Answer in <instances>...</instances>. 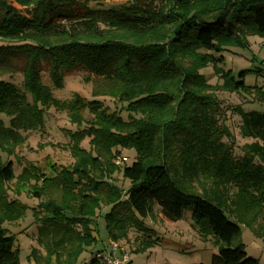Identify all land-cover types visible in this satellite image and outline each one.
<instances>
[{
	"label": "trees",
	"instance_id": "trees-1",
	"mask_svg": "<svg viewBox=\"0 0 264 264\" xmlns=\"http://www.w3.org/2000/svg\"><path fill=\"white\" fill-rule=\"evenodd\" d=\"M249 36L264 40V0H130L118 7L0 0V115L8 119L0 117V264H20L4 224L25 213L21 193L38 201L31 209L42 251L31 247L26 259L32 264H77L97 241V211L107 208V237L118 239V231L142 230L155 200L162 218L176 221L189 209L214 238L210 261L190 264H259L247 255L239 224L264 244V109L234 107L240 136L252 140L235 158L215 95L228 89L264 105V82L247 85L246 70L235 75L222 66V51L247 47ZM209 65L220 85L201 72ZM76 68L85 71L92 99L55 97L52 88H62L64 71ZM43 69L52 86L43 83ZM14 73L21 76L16 83ZM99 97L121 103L127 118ZM50 108L66 112L77 128L86 123L67 130L71 164L50 165L47 174L19 159L15 172L14 161L1 154L12 156ZM128 149L134 160L120 168L115 158L127 159L122 150ZM119 169L129 181L125 190L113 182ZM99 250L84 264H104L95 257Z\"/></svg>",
	"mask_w": 264,
	"mask_h": 264
},
{
	"label": "rangeland",
	"instance_id": "rangeland-1",
	"mask_svg": "<svg viewBox=\"0 0 264 264\" xmlns=\"http://www.w3.org/2000/svg\"><path fill=\"white\" fill-rule=\"evenodd\" d=\"M130 0H89L91 6L118 7ZM224 70H230L235 75L241 70H246L244 82L247 85H262L264 82V40L258 36L248 37L247 47L228 46L222 51ZM261 73L258 75V70ZM208 82L212 85H220L222 80L215 75L211 66L201 69ZM85 71L82 68L64 71L62 88H52L55 97L61 100H70L74 95L91 97V85L83 81ZM7 78V77H6ZM14 83L21 79L19 73H14L10 78ZM43 83L52 86L45 69L42 71ZM215 95L222 109L221 121L229 128L232 138H224L230 146L235 158L242 156V145L252 141L243 138L239 134L240 116L234 107L240 106L243 110H263L264 105L253 95L236 93L228 89H216ZM109 111L116 110L123 119L127 118L128 112L121 103L110 97L98 98ZM85 120L91 119L87 110L81 111ZM137 116V115H135ZM7 123V118L0 115ZM83 123L80 127H84ZM79 127V128H80ZM69 123L68 115L62 110L48 109L44 113L43 125L26 132V140L17 146L12 156L1 154L4 160L8 158L14 161L15 172L19 170L20 164L16 160L24 161L30 159L39 169L51 174L49 167L54 165L56 169L61 166L70 165L72 158L68 151L69 137L67 130L79 129ZM43 145L42 147L39 144ZM51 144V146H45ZM84 145L88 147L87 142ZM127 160L121 166L130 165L134 160L133 150H122ZM264 163V162H263ZM113 182L122 190L127 189L129 181L125 179L120 169L113 173ZM20 199L28 206L22 217L15 223H5L10 233L14 234L15 245L19 248L20 264H32L26 259L31 247L38 246L35 241L36 225L32 219V207L37 204L35 198L25 193L20 194ZM158 200H155L154 215L142 220V230L128 228L126 232L118 231V242L125 248L128 254L127 264H190L208 263L212 254L217 253V244L214 238L200 229L198 223L192 218L189 209H184L182 216L176 221H168L161 217ZM107 208L97 211L93 219L96 228L97 241L87 250L80 254L77 264L89 262L92 252L104 249L107 243V234L103 214ZM240 226V239L248 256L254 257L259 264H264V244L255 236L251 230L242 224Z\"/></svg>",
	"mask_w": 264,
	"mask_h": 264
},
{
	"label": "built area",
	"instance_id": "built-area-1",
	"mask_svg": "<svg viewBox=\"0 0 264 264\" xmlns=\"http://www.w3.org/2000/svg\"><path fill=\"white\" fill-rule=\"evenodd\" d=\"M126 160L124 156H117L115 163L121 164L126 162ZM95 257L104 264H127L128 260V254L125 248L114 238H108L104 249L96 252Z\"/></svg>",
	"mask_w": 264,
	"mask_h": 264
},
{
	"label": "crops",
	"instance_id": "crops-1",
	"mask_svg": "<svg viewBox=\"0 0 264 264\" xmlns=\"http://www.w3.org/2000/svg\"><path fill=\"white\" fill-rule=\"evenodd\" d=\"M159 205V204H158ZM107 239H108V237H107Z\"/></svg>",
	"mask_w": 264,
	"mask_h": 264
}]
</instances>
